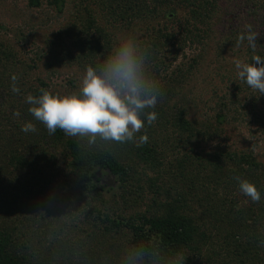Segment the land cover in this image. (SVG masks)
<instances>
[{
  "label": "trees",
  "instance_id": "trees-1",
  "mask_svg": "<svg viewBox=\"0 0 264 264\" xmlns=\"http://www.w3.org/2000/svg\"><path fill=\"white\" fill-rule=\"evenodd\" d=\"M228 1L81 0L72 21L71 2L49 0L68 19L50 41L48 68L86 70L115 47L114 27L169 20L140 42L162 96L157 120L137 134V141L148 136L139 146L89 145L60 129L50 135L25 103L41 88L53 93L34 76L39 62L20 66L12 44L0 41V264H123L127 252L137 251L139 264H171L174 251L185 255V264H264V199L252 202L235 179L252 182L264 196V160L254 147L230 143L245 139L238 128L245 117L249 132L264 139V95L228 75L224 91L206 101L212 112L190 116L197 106L189 83L194 74L233 49L222 45L224 19H249L227 35L232 42L249 27L258 34L255 50L240 41L244 62L264 57V0H235V9ZM42 4L29 0L31 8ZM13 75L19 93L11 90ZM28 121L35 133L21 131ZM209 142L213 149H204ZM100 172H110L115 186L103 183Z\"/></svg>",
  "mask_w": 264,
  "mask_h": 264
},
{
  "label": "clouds",
  "instance_id": "clouds-1",
  "mask_svg": "<svg viewBox=\"0 0 264 264\" xmlns=\"http://www.w3.org/2000/svg\"><path fill=\"white\" fill-rule=\"evenodd\" d=\"M239 39L246 40L252 50L256 49L258 34L250 27ZM234 64L239 80L264 95V57L253 55L251 62L236 60ZM11 80L12 92L19 93L18 77L13 75ZM39 92V95L25 97L31 116L43 124L50 135L60 129L66 136L89 145H95L97 140L109 145L133 142L139 146L146 142V134L140 135L138 141L137 134L146 123L151 125L157 120L155 108L162 96L161 86L152 75L150 53L132 33L121 37L100 63L87 67L78 91L59 95L41 88ZM21 131L35 133L37 127L28 121ZM235 179L240 192L252 202L264 199L255 184L240 177ZM126 255L123 264H139L143 253L127 252ZM171 264H185V255L174 251Z\"/></svg>",
  "mask_w": 264,
  "mask_h": 264
},
{
  "label": "rangeland",
  "instance_id": "rangeland-1",
  "mask_svg": "<svg viewBox=\"0 0 264 264\" xmlns=\"http://www.w3.org/2000/svg\"><path fill=\"white\" fill-rule=\"evenodd\" d=\"M42 2V6L31 8L29 6V0H0V41L4 43L10 42L12 44L16 54H18L17 57L19 59V64L20 62H24V64H20V66L24 67L26 66V63L31 61L39 62L40 67L36 70L34 76L41 77L45 80L48 84V88L54 94L67 95L72 91L79 90V81L86 70L70 65H55L53 68H48L45 64V61L49 58L48 51L50 41L57 32H59L61 25H64L68 18L67 14L59 16V13L53 8L49 0H42ZM68 2H71V9L74 11V14L70 19L76 21L75 18L78 16L77 9L81 4V0H68ZM242 2L244 3L245 0H241V3ZM225 4H229L234 9L238 8V3H236L235 0L225 2ZM234 9L233 11L237 12ZM238 11H240V8ZM241 11H245V9H242ZM31 15L33 17H31ZM241 18L242 17L239 16L235 20L232 17H227V19L223 20L225 24H220L221 26L219 25L218 28L220 33H224V41H222V45L227 44L229 47H233L232 51L228 54L229 58L222 60L221 62H204L206 66L202 67L194 74V77L197 79L189 82L194 89L195 96L193 95V97L197 100V106H194L193 110H190V116L192 118H198L201 112L210 111L209 108L213 105L211 102L217 99V94L224 91L225 84L222 83V80H227L228 75H234L236 79H239L237 70L233 64L236 60L243 61L241 57L243 51L238 48L240 46V40H237L234 36V39H232L234 42H232L228 36L236 27L239 25L244 27L246 21H249V19L243 21ZM40 19H42V22H38ZM252 21L253 20L250 19V22ZM167 22L169 23V20L165 19V17H160L156 20H151L150 22L137 24L132 29H127L123 26L114 27L115 46L121 37L129 33L135 34L138 37L139 42H141L144 38H149L147 36L149 34V28H161L165 24H168ZM210 44L208 48L209 51H215L216 43L213 41L210 42ZM199 47L200 48L196 50L200 51L202 46L199 45ZM224 49L228 50V48ZM234 50L236 51L234 52ZM193 53L194 50H187L188 55L191 56ZM237 54H239L240 57H238ZM39 57H41L43 61H38ZM210 58L211 56H207L205 61ZM212 60H216V58L213 57ZM70 81H73L74 83L70 84ZM206 101H211L210 103L212 105H208L209 103L206 104ZM258 106L260 107L259 104H256V108H259ZM244 119L245 121L242 123H237L238 128L245 139L239 138L238 141L236 137H233L230 143L233 147L238 148H245L246 146L254 147L255 151L259 154L260 159L264 160V139L260 136L252 135L251 132H249L250 128L249 123L247 122L249 117H245ZM252 123L256 128L257 124H254V122ZM214 146V142H209L203 144L202 147L206 150H212ZM99 175L104 178L103 183H111L115 186L114 176L110 172H100ZM60 180H62V178H60Z\"/></svg>",
  "mask_w": 264,
  "mask_h": 264
},
{
  "label": "flooded vegetation",
  "instance_id": "flooded-vegetation-1",
  "mask_svg": "<svg viewBox=\"0 0 264 264\" xmlns=\"http://www.w3.org/2000/svg\"><path fill=\"white\" fill-rule=\"evenodd\" d=\"M102 180H104V178H102Z\"/></svg>",
  "mask_w": 264,
  "mask_h": 264
}]
</instances>
